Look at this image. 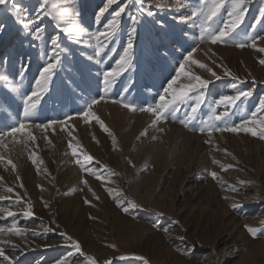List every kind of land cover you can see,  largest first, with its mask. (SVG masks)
Instances as JSON below:
<instances>
[{"label":"rangeland","instance_id":"1","mask_svg":"<svg viewBox=\"0 0 264 264\" xmlns=\"http://www.w3.org/2000/svg\"><path fill=\"white\" fill-rule=\"evenodd\" d=\"M16 2L28 19L39 17L44 32L35 39L0 5L5 26L0 31V130L22 118L24 96L35 87L52 37H59L62 64L25 131L5 137L9 147H0V250L11 258L0 257V264H58L62 259L88 264V257L96 264H264V139L243 131L189 130L214 123L213 115L225 110L230 125L257 112L264 99V51L258 50L264 49V0H247L235 38L216 44L200 41L203 18L191 17L201 0H134L119 18L116 37L100 53L95 33L123 0L102 16L106 0H55L57 9L40 11L39 0ZM65 8L62 28L88 30L78 43L53 19ZM230 10L225 0L212 26L223 27ZM133 28L130 66L106 88L103 74L118 67ZM242 42L245 47L236 46ZM189 52L191 59L181 69ZM29 60L21 78V65ZM188 74L208 86L177 102L175 120L169 116L153 125L152 113L117 103L137 109L165 103L172 98L164 91L169 82L175 81L177 93L196 83ZM239 91L252 95L236 106L219 103ZM93 99L97 103L88 108ZM192 107H197L194 114ZM85 112L93 115L85 119ZM53 120L57 123L46 130L35 127ZM29 208L33 215H24ZM14 221L22 234L8 231ZM246 225L261 231L254 237ZM69 236L80 243V253Z\"/></svg>","mask_w":264,"mask_h":264},{"label":"snow or ice","instance_id":"2","mask_svg":"<svg viewBox=\"0 0 264 264\" xmlns=\"http://www.w3.org/2000/svg\"><path fill=\"white\" fill-rule=\"evenodd\" d=\"M134 2V0H123V6H119L118 10H115L111 13V19L108 20L107 24L104 25V29L97 30L95 33V39L97 41L96 44V51L97 53L103 52L104 48L106 46V41L113 40L117 32L119 30L120 26V17L121 14L125 12V9L131 5ZM225 0H201V7L198 9H195L191 13V17H202V24H201V34H200V41L203 42L205 39H209L211 43L216 44L218 42L223 43L226 42L227 38H235L234 33H236V30L240 27L241 23L244 19V14L246 12L245 4L247 0H230L231 2V10L228 12V16L230 17L229 21H226L223 23V27H213L212 22L215 17H217L219 10L221 7L224 6ZM40 8H38V11L43 10L44 8L51 7V9H57V3L55 0H39ZM114 4H121V0H106L103 7L99 9L98 16H102L105 12H107ZM0 5H4L8 7L11 11V14L16 17L17 21L22 24V26L25 29L30 30L31 33H33L35 39L42 38V34L44 32V28L39 26V17H35L34 19H28L24 15V10L21 8V6L16 2V0H0ZM157 7H164L163 4H158ZM68 13V9L65 8L63 13L57 12V15L53 16L54 20H57L56 27L59 28L62 32H65L70 40L73 42H80L82 38L85 35H88V30L80 25H75L71 28H62L61 23L59 22V18L63 17ZM46 14H51V12H48ZM262 17H264V10H262ZM133 21L136 20V17H131ZM37 24L35 28L32 27L33 24ZM257 24L261 23V20L258 19L256 21ZM4 25L0 23V31H3ZM255 25H253V28ZM135 32V28L132 29V32L129 34V39L127 41V47L123 49V54L120 55L119 60L116 61L117 68H113L109 72H105L103 74L104 76V84L107 87L111 86L115 78L120 74V72L126 71L127 67L130 66V57H131V50L133 49V40H132V33ZM247 35V34H245ZM253 43L252 46L255 47L254 40L255 38H251ZM264 39V38H262ZM247 42V41H246ZM246 42H242L237 44V47H245ZM50 47L51 51L50 53H45V55L48 57L45 61L44 65L39 70V78L35 81V87L31 91L30 95H25L23 99V112H22V118L18 119L16 122H14L12 125L0 130V147L8 148L9 145L4 144L3 140L5 137H12L15 138V135L17 133H23L25 131L26 125L30 123L35 116L37 106L39 104V101L41 99V94L46 92L49 88V85L52 83L53 76L56 75L58 67L62 64V59L59 53V49H61V43L59 40V37H52L50 39ZM259 51H264V49H258ZM192 51H195L193 49ZM192 53L189 52L187 56L184 57V62L181 63L180 68L183 69L184 63L188 62L191 59ZM91 59V57H89ZM262 64H264V60L260 61ZM192 63L198 64L199 67L204 68L205 65L199 64L198 61H192ZM30 67V60L27 64H22L19 75L21 78H23L24 74L28 71V68ZM210 71V70H209ZM180 73L178 72L177 75ZM229 74L230 73H226ZM189 78L194 79L196 81L195 84H188L181 88L180 92L177 93L173 89V84L175 81L169 82L168 88L164 89L165 93H169L171 91L172 98L171 100L157 104L154 107L149 106L147 108H139L137 109L133 104L131 103H124L123 101H117V103H121L123 107L128 108L131 111H142V112H149L152 113L155 117L153 120V125H155L160 120H167L169 116L173 120L176 119L175 112L177 110L176 105L177 102H183L185 98L188 96L189 92L195 91L196 89H204L208 86V81L201 79L199 76L192 77L190 74ZM212 75H215V73H212ZM252 93L250 91H239L235 95L229 96L225 95L220 98L219 103L228 105V106H236L238 101H241V98H247L250 97ZM103 99V97H102ZM161 101L165 100L164 96L160 97ZM97 100L93 99L89 104L88 108H91L93 104H96ZM199 103V101H198ZM197 111V107H192L191 112L194 114ZM258 112H264V99H261L259 102V107L257 112H252L251 115L245 119H242L241 123L239 125H230L229 120L227 117H229V112L225 110L224 112L214 114L212 117V120L214 123L207 124L204 123V126L197 127L193 125L189 128L190 131H199L201 133H204L205 131H208L209 134L211 132H239L243 131L246 133H250L252 136L259 135V138L264 139V117L258 118ZM85 119H87L88 116L93 115L91 112H85ZM96 118V117H94ZM193 117L189 116L188 121L190 122ZM97 119V122L101 124V127L104 129L105 132H108L110 136H112V133L103 125L102 122H100ZM221 122L223 126H220V124H216L215 122ZM57 123V121H49L48 123H40L36 124L35 127L37 128H43L48 129L51 127L52 124ZM181 124H184L185 127H189V123H186L185 120H180ZM248 125H253L252 127H249ZM146 133H142V135H145ZM29 136L31 137V134L29 133ZM31 139H35L34 137H31ZM115 137L113 136V144L115 145ZM71 147V144L69 145ZM73 154H75V150L73 151ZM87 159H92V157L88 156ZM4 157L0 156V160H3ZM36 161L33 160V163ZM214 163H218V161H213ZM8 164H12V161L9 159L7 160ZM13 169L15 168V165H12ZM114 174V173H110ZM212 177L216 178V173H211ZM99 178V177H98ZM243 183V182H241ZM233 191H236L235 188L232 189ZM8 191H12V189H8ZM19 202V201H18ZM118 203H120L118 201ZM128 204L130 207H136V204L134 201H128ZM47 207V204L45 205ZM233 208L237 207L235 204L232 205ZM125 212H128V207H125L123 209ZM15 214L12 212H8V216H14ZM26 216L33 215L31 209L24 213ZM261 224L264 225V221H261ZM248 231L255 237L258 232L261 231V229L245 226ZM4 229H0V232H3ZM9 232H13L14 234L20 235L22 234L19 229L16 228L15 221L13 222V225L11 228L8 229ZM167 231V229H165ZM64 235V234H62ZM68 241L72 243V246L76 253L81 252V245L78 241H73L72 238L66 237ZM114 247V246H113ZM71 255V254H70ZM0 257H3L5 260H11L10 257L6 256L3 250H0ZM88 264H96V261L92 257H88ZM58 264H66V260L62 259L58 262Z\"/></svg>","mask_w":264,"mask_h":264}]
</instances>
